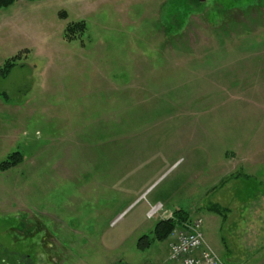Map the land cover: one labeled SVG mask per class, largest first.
<instances>
[{
	"label": "rangeland",
	"instance_id": "374dc122",
	"mask_svg": "<svg viewBox=\"0 0 264 264\" xmlns=\"http://www.w3.org/2000/svg\"><path fill=\"white\" fill-rule=\"evenodd\" d=\"M15 56L0 162H22L0 171L1 264H180L168 240L136 247L175 209L223 264H264L263 0H16L0 68ZM230 150L258 165L228 194Z\"/></svg>",
	"mask_w": 264,
	"mask_h": 264
},
{
	"label": "trees",
	"instance_id": "16d2710c",
	"mask_svg": "<svg viewBox=\"0 0 264 264\" xmlns=\"http://www.w3.org/2000/svg\"><path fill=\"white\" fill-rule=\"evenodd\" d=\"M15 1L16 0H0V8L8 7L12 5ZM193 1L197 2V0H193ZM185 3L186 2H184V4ZM185 8H188L187 5L185 6ZM84 28H85V24L83 21L68 24L64 32L65 39L67 41L72 40L75 37V34L76 33L79 34L83 32ZM17 58H18L17 56L12 57L3 64V66L0 68L1 77L6 76L9 73V71L15 66ZM21 162H22V158L18 152L10 153L4 161L0 162V171H4L11 167L17 166ZM210 210L217 214H221L222 212L225 211V209H223L221 206H218L216 204L210 206ZM187 221H188V215L184 210L182 209L173 210L170 217L159 219L155 222L150 236L146 234L140 236L137 239L136 247L139 250H144L148 248L155 241L163 242L168 240L170 234L177 228L183 229Z\"/></svg>",
	"mask_w": 264,
	"mask_h": 264
},
{
	"label": "built area",
	"instance_id": "2783aa9c",
	"mask_svg": "<svg viewBox=\"0 0 264 264\" xmlns=\"http://www.w3.org/2000/svg\"><path fill=\"white\" fill-rule=\"evenodd\" d=\"M161 203L150 206L147 216L162 211ZM201 220H195L183 229L174 230L168 238V259L180 264H223L216 253L208 248L201 232Z\"/></svg>",
	"mask_w": 264,
	"mask_h": 264
},
{
	"label": "crops",
	"instance_id": "0c3cea01",
	"mask_svg": "<svg viewBox=\"0 0 264 264\" xmlns=\"http://www.w3.org/2000/svg\"><path fill=\"white\" fill-rule=\"evenodd\" d=\"M253 155L254 152L252 151L240 152L239 150H230L224 153V156L222 158L223 162L221 163V166L219 168V184L222 191L224 190L226 193L231 194L234 191L230 190H233L231 188L236 181H239L244 177L251 178V175L245 173V170L246 167L251 170V167H253V165H258L257 159L253 161ZM221 207L226 210V207Z\"/></svg>",
	"mask_w": 264,
	"mask_h": 264
},
{
	"label": "flooded vegetation",
	"instance_id": "af4514ba",
	"mask_svg": "<svg viewBox=\"0 0 264 264\" xmlns=\"http://www.w3.org/2000/svg\"><path fill=\"white\" fill-rule=\"evenodd\" d=\"M3 261H4V257L2 256L1 257V262H3ZM6 264H18V261H14V262H11V263H6Z\"/></svg>",
	"mask_w": 264,
	"mask_h": 264
}]
</instances>
